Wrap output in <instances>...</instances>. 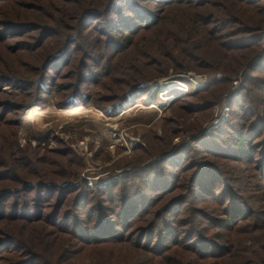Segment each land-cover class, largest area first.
<instances>
[{"label":"trees","instance_id":"1","mask_svg":"<svg viewBox=\"0 0 264 264\" xmlns=\"http://www.w3.org/2000/svg\"><path fill=\"white\" fill-rule=\"evenodd\" d=\"M263 47L264 0H0V264H264ZM202 60L228 77L174 102L199 99L193 136L175 146L170 126L104 190L69 150L20 146L11 114L52 88L111 102L147 93L165 61ZM241 70L230 118L199 135L190 115Z\"/></svg>","mask_w":264,"mask_h":264},{"label":"rangeland","instance_id":"2","mask_svg":"<svg viewBox=\"0 0 264 264\" xmlns=\"http://www.w3.org/2000/svg\"><path fill=\"white\" fill-rule=\"evenodd\" d=\"M210 63L214 61H194L176 68L174 63L165 61L155 67L153 74L156 72V76L142 83V86L149 87L147 93L135 97L127 95L111 102L98 99L99 88L95 84L89 86L86 102L82 105L79 101L62 103V99L67 98L66 92L63 98V93L60 95L56 88H52L47 100H28L20 110L11 114L20 118V146L40 148L43 152L69 150L83 163L81 179L87 186L92 190H104L119 175L131 171L133 166L128 162L135 157L138 147L148 148L155 138L163 137L170 126L173 130L175 126V132L179 134L174 139L175 146L189 141L193 133L182 131L189 127L184 123L183 110L199 99L188 97L177 105L174 102L180 94H191L213 78L228 77L222 70L212 76L208 70ZM231 80V89L215 101L209 114L205 111L190 115L191 124L199 127V135L210 133L230 118L233 98L244 84V71H239ZM101 92L107 95L105 91ZM152 104L157 107L148 108ZM83 176L100 177L105 185L91 188Z\"/></svg>","mask_w":264,"mask_h":264},{"label":"built area","instance_id":"3","mask_svg":"<svg viewBox=\"0 0 264 264\" xmlns=\"http://www.w3.org/2000/svg\"><path fill=\"white\" fill-rule=\"evenodd\" d=\"M224 114L221 115L219 118H223ZM218 119V121L220 120ZM213 127V126H212ZM83 179L87 180V183L88 185L91 187V188H97V187H102L103 184L102 181H101V178L100 177H89V176H83ZM107 183V182H105Z\"/></svg>","mask_w":264,"mask_h":264},{"label":"bare ground","instance_id":"4","mask_svg":"<svg viewBox=\"0 0 264 264\" xmlns=\"http://www.w3.org/2000/svg\"><path fill=\"white\" fill-rule=\"evenodd\" d=\"M182 82V81H181ZM177 85V84H176ZM178 85H180V84H178ZM183 85V84H182ZM173 86H175V85H173ZM175 88H179L180 89V87H178V86H176ZM173 98V97H172ZM167 101V100H166ZM138 103V102H137ZM157 106H156V104H152V105H150L148 108H156ZM40 113V112H39ZM103 113V112H102ZM65 114V113H64ZM100 117V116H99ZM97 119V118H96ZM100 119V118H99Z\"/></svg>","mask_w":264,"mask_h":264}]
</instances>
